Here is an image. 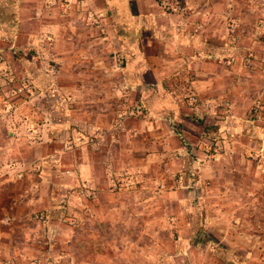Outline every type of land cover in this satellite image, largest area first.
Masks as SVG:
<instances>
[{"label": "crops", "instance_id": "crops-1", "mask_svg": "<svg viewBox=\"0 0 264 264\" xmlns=\"http://www.w3.org/2000/svg\"><path fill=\"white\" fill-rule=\"evenodd\" d=\"M171 1L181 10L162 0H89L84 7L75 0H0V26L11 29V43H19L23 27L55 36L59 88L76 106L63 107L59 123L68 131L60 139L84 130L98 140L65 151L64 160L43 143L30 160L42 170L35 203L26 202V178H0V221L20 219L13 228L0 225V255L17 254L20 238L31 250L28 240L40 232L28 212L57 210L60 192L70 199L67 220L63 212L49 215V249L69 250L73 240L74 253L84 249L94 260L99 248L164 253L186 241L195 222L187 207L198 204L206 253L230 254L217 264H264V123L255 110L264 97L257 15L264 2ZM95 13L104 28L90 18ZM70 179L77 192L88 183L91 197L68 196Z\"/></svg>", "mask_w": 264, "mask_h": 264}, {"label": "rangeland", "instance_id": "rangeland-1", "mask_svg": "<svg viewBox=\"0 0 264 264\" xmlns=\"http://www.w3.org/2000/svg\"><path fill=\"white\" fill-rule=\"evenodd\" d=\"M162 1L163 6L167 9L170 8L172 2H175L171 0ZM255 1L264 2V0ZM257 15L258 28H263L264 13L257 12ZM95 19L98 20L97 25H103L104 28L101 16H95ZM20 29L22 31L18 30V32L22 36L19 38V43H11L9 41L11 29L7 26H0V178H7L9 182H23L26 178L29 181L27 189H29L30 199H27L26 202L30 204V201L33 203L39 201L42 175L41 168L35 167L34 165L37 163L33 161L32 164L30 160L41 155L43 143L50 144L51 151H62L64 160L66 158L65 151L73 152L80 147H92L95 142L98 143V140L89 131L85 134L84 130L78 135L67 133L63 139H60L63 132L68 131L59 123L63 107L71 112L76 110V106L75 99H73L74 95H64L59 88L61 65L57 59V42L53 40L55 36H48L51 33L43 32L40 27L36 29L23 27ZM103 31L105 33V29ZM30 36L32 38L31 43L28 42ZM232 46L237 47L234 44ZM249 61V57L243 61L247 68H249ZM30 74L34 77L33 80ZM52 85L54 86L53 89H51ZM121 93L124 97L123 91ZM67 97H70V100H68V104L67 102L64 104V99ZM259 101L264 103V97L261 96ZM260 118L264 123V118L262 116ZM213 131H217V129ZM36 146L40 148L38 150L29 148ZM197 159L198 157L194 156L195 161H200ZM64 175L70 177L67 172ZM67 180L65 177V181ZM56 182L59 181L54 183ZM72 183L73 180L70 179L68 184L70 195L68 193L66 195L77 196L78 187L73 186ZM25 184L23 183L20 187L25 188ZM56 194L59 197L56 204L57 210L52 212L40 210L37 207V209L28 212L27 217L30 219V223L34 225L36 223L40 232L39 236L28 240L31 250L25 245L24 238L17 239L14 241L17 254L16 252H8L0 255V264H90L91 262L92 264H217L218 258L224 259L230 255L228 253L226 255L222 251L206 253L205 230L200 228L201 222L196 221L197 217H201V208L198 204L195 207H187L188 213L195 219V222L192 223L193 230L191 229L186 241L180 240L173 249L167 248L164 253L158 252L152 247L138 254L130 251L125 253L113 252V250L110 251L111 249L99 248L98 258L94 260L93 257L96 255L91 256L84 249L80 253H74L72 246L75 247L77 242L73 240H68V244L66 243L70 247L69 250H61L57 247L53 250L49 249V241H54L53 238L44 236V232L46 234V230L52 228L50 220L53 217H49V215H56L58 211L63 212V219L67 220L65 211L68 210V200H70L63 193L57 192ZM58 216L60 213L57 214V218ZM19 221L20 219L16 216L15 218L8 216L0 221V225L4 228H13L16 223H20ZM197 224L199 225L198 232H196ZM178 236L166 237L163 242L170 244L171 239L178 240ZM103 238L104 243L114 246L112 241ZM187 241L189 244L191 243V246L185 249L188 246ZM59 246L63 245L59 244ZM145 248V245H142V249Z\"/></svg>", "mask_w": 264, "mask_h": 264}, {"label": "built area", "instance_id": "built-area-1", "mask_svg": "<svg viewBox=\"0 0 264 264\" xmlns=\"http://www.w3.org/2000/svg\"><path fill=\"white\" fill-rule=\"evenodd\" d=\"M88 1L89 0H75V3L78 7H84L87 5ZM175 9L181 10V4L179 1L175 2ZM95 16L99 17V15L96 13L93 15L90 14V18L95 19ZM233 43H234V45L237 44L236 39L233 40ZM254 56H255V54L253 53V51L249 53L250 60L253 59ZM231 62H232L231 59H225L224 60L225 65H229V64H231ZM193 103H198V99L196 97L193 98ZM255 110L257 111V114L259 116H262L264 118V103H262L261 101L258 100L257 106H255ZM81 189H82V191L78 192V195H77L78 198L81 199L82 196H85L87 198L91 197V192H90L91 187L88 183H85L84 185H82ZM8 220H10V219H8ZM70 224H72V222H70Z\"/></svg>", "mask_w": 264, "mask_h": 264}]
</instances>
